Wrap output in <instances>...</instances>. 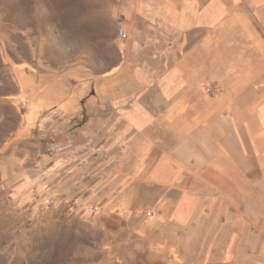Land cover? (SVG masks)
I'll list each match as a JSON object with an SVG mask.
<instances>
[{"label":"crops","instance_id":"obj_1","mask_svg":"<svg viewBox=\"0 0 264 264\" xmlns=\"http://www.w3.org/2000/svg\"><path fill=\"white\" fill-rule=\"evenodd\" d=\"M115 10L125 31L118 61L21 77L26 125L67 138L76 166L100 158L106 189L161 187L160 213L180 227L204 210L206 184L264 191V0H116ZM134 193L126 190L121 208ZM261 200L260 222L244 230L262 231L250 246L264 249Z\"/></svg>","mask_w":264,"mask_h":264},{"label":"rangeland","instance_id":"obj_2","mask_svg":"<svg viewBox=\"0 0 264 264\" xmlns=\"http://www.w3.org/2000/svg\"><path fill=\"white\" fill-rule=\"evenodd\" d=\"M115 2L0 0V264H264V249L250 246L262 231L244 230L260 222V183L206 184L204 210L180 227L160 213L161 187L106 189L110 168L100 158L76 166L67 138L26 125L21 77L79 63L100 72L118 61Z\"/></svg>","mask_w":264,"mask_h":264},{"label":"built area","instance_id":"obj_3","mask_svg":"<svg viewBox=\"0 0 264 264\" xmlns=\"http://www.w3.org/2000/svg\"><path fill=\"white\" fill-rule=\"evenodd\" d=\"M119 35L123 36L125 35V31L123 28L119 29ZM208 93L211 94L212 96H215L217 94L216 90L214 89H208ZM24 107H26V102H23Z\"/></svg>","mask_w":264,"mask_h":264}]
</instances>
